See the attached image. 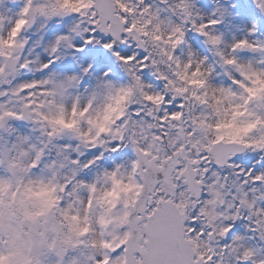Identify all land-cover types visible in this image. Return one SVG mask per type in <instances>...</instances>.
Wrapping results in <instances>:
<instances>
[{"label":"snow or ice","instance_id":"1","mask_svg":"<svg viewBox=\"0 0 264 264\" xmlns=\"http://www.w3.org/2000/svg\"><path fill=\"white\" fill-rule=\"evenodd\" d=\"M20 3L0 0V264H264V0L231 39L233 0ZM65 20L41 62L27 33ZM90 50L125 78L80 63ZM69 57L79 71L57 73Z\"/></svg>","mask_w":264,"mask_h":264},{"label":"rangeland","instance_id":"2","mask_svg":"<svg viewBox=\"0 0 264 264\" xmlns=\"http://www.w3.org/2000/svg\"><path fill=\"white\" fill-rule=\"evenodd\" d=\"M149 2L159 5V0H149ZM197 5L201 7L202 10L208 12L211 10L213 5V0H195ZM234 3H237V8L235 12L238 14V19L236 21V26L232 27L228 31V38L231 39L233 34L237 36H242L244 33L239 31L238 29L243 28L244 24L250 23L252 20L256 19V15L254 14V8L249 9L247 11L243 7L239 6V2L233 0ZM21 6L20 0H6V7L12 8L14 11L18 10ZM162 6V5H161ZM261 22V21H260ZM71 23V20L65 21H53L51 22L47 29L44 31H39V26L33 28L27 35L30 38V47L36 48V54L39 55L41 62H47L49 59L48 53L46 51L49 43L53 42L56 35L65 33L67 31L68 25ZM264 31V28L262 29ZM43 38V39H41ZM39 42V43H37ZM189 42L193 45L194 50L199 51L202 54H207V49L202 43L200 37H197L193 33H189ZM180 55L181 53L178 51L177 53ZM95 63V71L99 75L103 71L111 68L113 72V78L117 80H123L125 77L121 72L118 65L114 63L112 58L108 54H104L99 50H90L85 56L80 58V63L87 64V63ZM53 69L60 74H72L79 71V64L72 60L70 57L67 60L58 62L57 64L53 65ZM48 73H37V72H25L19 78V81H29L32 79H41L47 77ZM146 80L149 82H153L151 74L146 75ZM219 82V81H217ZM89 84H94V81H86L85 86H89ZM16 127L25 134H30L28 132V126L23 122H16ZM60 144H73L75 145L74 141H70L67 138L60 141ZM98 154L97 152H88L83 159H91L94 155ZM131 151H122L112 156H106L105 160L101 162V166L105 168H112L114 167L115 163H123L125 160L132 158ZM73 158H76L75 154H73ZM259 156L255 154H248L242 158H240V162L244 164L245 167H251L257 160ZM96 169L93 168L86 173L88 179L94 177ZM239 232H243V228L240 226Z\"/></svg>","mask_w":264,"mask_h":264},{"label":"clouds","instance_id":"3","mask_svg":"<svg viewBox=\"0 0 264 264\" xmlns=\"http://www.w3.org/2000/svg\"><path fill=\"white\" fill-rule=\"evenodd\" d=\"M224 132L228 134H234L233 129H224ZM228 138H231V135H229ZM32 195H34L36 198L41 199V200H47L49 199V196H50L48 192L43 191V190H36L34 193H32Z\"/></svg>","mask_w":264,"mask_h":264}]
</instances>
